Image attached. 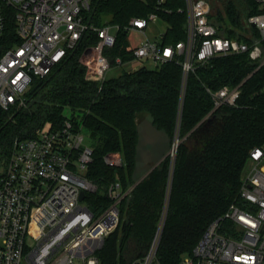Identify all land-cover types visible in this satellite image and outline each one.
I'll use <instances>...</instances> for the list:
<instances>
[{
	"label": "trees",
	"instance_id": "obj_1",
	"mask_svg": "<svg viewBox=\"0 0 264 264\" xmlns=\"http://www.w3.org/2000/svg\"><path fill=\"white\" fill-rule=\"evenodd\" d=\"M186 1L93 0L86 20L98 28H121L106 55L113 65L117 58L127 63L136 47L126 30L133 19L157 15L158 22L167 27L161 39L164 46L186 40L187 17L179 12ZM207 1L210 20L220 35L251 47L261 41L259 31L249 23L261 13L255 0ZM16 41L10 21L4 46ZM98 42L97 33H87L37 91L27 93L24 106L0 108V178L15 140L32 137L47 123L58 128L71 120L76 129L83 127L88 133L95 152L86 176L97 191L85 198L94 216L111 205L107 190L113 183L119 182L123 193L133 188L119 205L117 229L97 252L99 263L144 264L164 221L152 264H181L193 254L209 226L239 201L250 154L264 148V42L259 43L262 58L256 61L249 53H241L197 64L184 94L178 60L107 78L101 86L87 81L82 56ZM239 85L237 105L213 112L209 91ZM147 115L156 132L170 140L177 135L179 146L174 159H164L137 184L156 162L151 159L138 176L139 119ZM110 154H120L124 165L108 166L105 157Z\"/></svg>",
	"mask_w": 264,
	"mask_h": 264
},
{
	"label": "built area",
	"instance_id": "obj_2",
	"mask_svg": "<svg viewBox=\"0 0 264 264\" xmlns=\"http://www.w3.org/2000/svg\"><path fill=\"white\" fill-rule=\"evenodd\" d=\"M92 1L0 0L1 109L24 106L27 93L48 78L89 32L97 33L99 42L85 50L82 64L86 80L100 86L112 69L127 63L140 62L142 68L178 60L184 94L197 64L241 53H249L254 61L262 58L264 0H255L261 13L249 19L261 36L252 47L219 34L210 20L207 0H187L179 11L187 17L185 41L164 46L145 37L136 45L131 61L117 58L114 65L106 50L115 45L121 28H98L87 22ZM10 21L17 41L4 46ZM155 22L158 16L151 14L131 20L126 30L146 36ZM209 93L213 112L222 106L235 107L241 85ZM83 132V127L76 129L66 120L61 127L47 123L32 137L15 140L0 178V264H100L97 252L117 229L119 205L132 189L123 193L121 184L113 183L107 190L111 205L99 216L84 204L85 199L80 200L82 192L97 191L86 176L95 152ZM105 162L110 167L124 165L120 154L108 155ZM163 223L144 264H152L156 257ZM181 264H264V148L250 154L239 201L209 226L193 254Z\"/></svg>",
	"mask_w": 264,
	"mask_h": 264
},
{
	"label": "rangeland",
	"instance_id": "obj_3",
	"mask_svg": "<svg viewBox=\"0 0 264 264\" xmlns=\"http://www.w3.org/2000/svg\"><path fill=\"white\" fill-rule=\"evenodd\" d=\"M166 28H167L166 24L162 22H155L154 24H151L148 27L146 36H141L140 34L136 32H131V37L133 38V42L135 43V46L138 45L141 41H143L145 37L149 38L152 41L159 42L161 41V36L165 32ZM262 64H264V62ZM139 66H141L140 62L127 63L120 68L112 69L108 73V78H117L121 74L128 72V71L135 70ZM151 121L152 119L149 115L145 116V118L141 117L139 119V123H141L139 165H138V171H137L139 177L142 175L140 171L142 172L146 171L145 169H147V166L149 165L148 163L150 161L152 160H153L152 162L156 161L151 167L152 169L156 164H158L162 160L166 158L174 159L175 157V153L173 155L172 150H173L174 145L177 144V140H178L177 135H174L171 140L168 139L165 135L155 131V129L151 125ZM83 133H84L86 142L91 145V139L88 133L86 131H84ZM145 175L141 176L139 181Z\"/></svg>",
	"mask_w": 264,
	"mask_h": 264
},
{
	"label": "water",
	"instance_id": "obj_4",
	"mask_svg": "<svg viewBox=\"0 0 264 264\" xmlns=\"http://www.w3.org/2000/svg\"><path fill=\"white\" fill-rule=\"evenodd\" d=\"M42 83L43 82H39L31 91H30V93L31 94H34V92H36L37 91V89L42 85ZM178 146H179V142H177V144H176V146L174 145V147H173V150L172 151H175V150H177V148H178ZM163 161V160H162ZM161 161V162H162ZM161 162H159L158 164H156L137 184H139L155 167H157ZM136 184V185H137ZM135 185V186H136ZM134 186V187H135ZM133 189V188H132ZM85 197H86V194H85V192H82L81 193V195H80V200L81 201H84V199H85ZM162 230H163V227H162Z\"/></svg>",
	"mask_w": 264,
	"mask_h": 264
},
{
	"label": "crops",
	"instance_id": "obj_5",
	"mask_svg": "<svg viewBox=\"0 0 264 264\" xmlns=\"http://www.w3.org/2000/svg\"><path fill=\"white\" fill-rule=\"evenodd\" d=\"M139 69H141V66H139V67H138V68H136L135 70L128 71V72H135V71H137V70H139ZM143 118H145V117H143Z\"/></svg>",
	"mask_w": 264,
	"mask_h": 264
},
{
	"label": "bare ground",
	"instance_id": "obj_6",
	"mask_svg": "<svg viewBox=\"0 0 264 264\" xmlns=\"http://www.w3.org/2000/svg\"><path fill=\"white\" fill-rule=\"evenodd\" d=\"M176 146V145H175Z\"/></svg>",
	"mask_w": 264,
	"mask_h": 264
}]
</instances>
